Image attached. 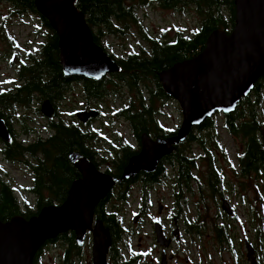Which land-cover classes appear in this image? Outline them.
Returning <instances> with one entry per match:
<instances>
[{
  "label": "trees",
  "instance_id": "1",
  "mask_svg": "<svg viewBox=\"0 0 264 264\" xmlns=\"http://www.w3.org/2000/svg\"><path fill=\"white\" fill-rule=\"evenodd\" d=\"M0 1L10 4L14 10V12H11V16L17 15V18L27 15L37 16L40 25L50 36L48 41L41 47L38 56L35 57L27 53L23 57V62L29 66L24 68L21 74L22 76H28L29 81L22 88L29 95L35 93L36 99L39 101L49 100L53 103L54 100H59L62 92L66 90L65 82L73 78L66 80L62 75L55 33L37 13L34 0ZM158 2L164 10H178L188 5L195 6L201 18L200 30L194 32L190 37L177 31L174 37L167 41H159L148 35H143L146 38L148 49H142L140 54H130L119 60H115L110 56L119 67L117 73L98 82L79 78L84 81L88 104L86 108L89 107L91 102L103 101L110 97L120 83L130 90H137L140 86L147 88L150 95L148 104L140 101L141 103L139 102L138 106L132 105V108H123L116 114L117 117L122 118L128 124L130 131L134 132L136 141H138L140 133H152L158 138L176 135L177 130L165 131L157 121L160 112L156 109L155 104L158 101H173L164 93L158 79L159 74L176 63L197 57L205 48L206 40L212 32L221 30L229 34L235 22L234 0H158ZM150 3V0H76L75 6L84 15L88 27L92 31L94 42L102 47L100 42L102 38L113 34L123 36L126 34V29L130 23L140 24L137 10L148 7ZM4 31L1 29L0 40L6 41L13 48L12 41L9 40L7 34H4ZM102 49L104 50L103 47ZM14 53L17 55L16 51ZM32 64L35 65L34 68H31L30 65ZM146 83H151L153 89ZM154 90L155 92H153ZM263 90L264 76L255 84L252 93L238 104L234 113L223 116V130L227 134L238 136L241 139L242 152L237 155V163L243 175L259 172V169L264 167V148L259 136L260 128L257 117L263 101L261 98ZM4 93L5 91L0 90V95L3 96ZM10 100L7 98V103H10ZM139 100L141 99L139 98ZM31 102V97H28V100H23L21 104L27 107ZM49 128L53 130V134L44 142L39 140L35 144L31 143L25 146L15 138V134H11L10 141L7 143L0 141V158L11 164L26 166L25 170L33 178L30 191L36 195L34 210L28 206L26 201L21 202L18 199L15 195L14 185L6 179L0 167V220L3 223L17 216L29 220L44 207L64 203L71 183L78 177L77 172L67 160L68 155L73 151H77L88 159L89 157L86 156L88 150L84 149V146L96 143V133L93 136L90 131H86L85 138H82L72 126H65L61 121L52 122ZM152 130L162 131L157 133L151 132ZM217 130L214 117L207 119L199 127L190 131L185 143L179 144V146L176 145L174 152L163 159L162 165L170 163L176 169L177 181L181 183L183 188H188L191 183L196 181L194 171L197 169V159L185 150L192 142H198L207 155L208 184L211 187H214L217 183L220 184L221 181L213 170L211 152L204 149V144L212 149H221L215 137ZM194 131L199 133V136L193 135ZM23 132L26 134V132L31 133L32 131L25 130ZM130 150V147L121 149L118 170L116 171L114 168V173H111V176L119 177V173L127 160L135 154ZM162 172L163 169L157 175H161ZM155 177L150 181H146L145 184L151 186L158 181ZM125 183L128 184V182ZM127 190L125 188L119 192L117 198H114L111 193L108 194L94 210V219L101 221L110 234L109 256L111 264H139L141 257H143L131 256L127 260L125 259V262L122 261L118 248L126 230L117 213L108 210L112 199L122 204L128 201L130 194L127 193ZM45 192L48 193L46 198L43 196ZM145 202L146 200L143 198L140 205L141 209L142 204ZM22 207H24V210H22ZM187 232L200 236V225L191 224ZM215 233L218 244L229 251L230 247L232 248V243L227 238V227L216 226ZM56 242L66 247L63 251L61 264H74L72 257L80 251L75 244L74 234L66 233L58 236L55 240L47 242L45 246L55 245ZM232 254H234V251H232ZM41 256L42 249L36 254L33 264H38Z\"/></svg>",
  "mask_w": 264,
  "mask_h": 264
},
{
  "label": "rangeland",
  "instance_id": "2",
  "mask_svg": "<svg viewBox=\"0 0 264 264\" xmlns=\"http://www.w3.org/2000/svg\"><path fill=\"white\" fill-rule=\"evenodd\" d=\"M150 1L148 7L137 10L140 24L130 23L123 36L113 34L100 40L107 55L119 60L130 54H140L142 49H148L146 38L143 35H148L159 41H167L172 39L177 31L190 37L194 32L200 30L201 18L195 6L188 5L178 10H164L160 7L158 0ZM11 11L12 7L7 3L0 2V20L7 22L4 33L13 43L12 48L6 41L0 40V85L2 77L10 74L6 68V60L1 59V53L3 55L4 52H7L8 54L12 49L22 57L27 53H32L36 57L42 43V39L33 38L30 35L33 29H39L41 34L43 32L39 20L35 21L37 16L27 15L21 19H12ZM146 85L153 89L151 83H146ZM142 88L140 86L137 90H130L120 83L110 97L89 104L99 108L102 117L96 119L86 131H90L93 136L96 133L98 141L95 144H98V148L104 152L115 150L112 146H108V144L115 143V139H121L133 145L128 124L116 114L123 108L132 105L138 106L139 98L146 103L148 91H143ZM0 89H2L1 86ZM261 98L263 101L257 114L260 130L264 129V90ZM82 101L84 100L77 84L74 90L66 94L65 99L57 105L58 114L55 120L69 121L71 113L74 114L84 107ZM155 107L162 112L157 118L160 127L165 131H176L182 121L177 103L175 101H158ZM20 110L18 112H21ZM27 114H31L30 111L24 112V115ZM40 116V114L33 115L38 118L36 124L34 122L27 123L25 118H22L28 126H34V130H32L33 134L28 136L16 133L15 136L19 142L23 141L21 143L27 145L37 136H48L50 132L47 130V122L41 120ZM214 119L218 128L215 137L221 149H212L206 144H204V149L211 152L213 170L217 173L221 181L220 184L217 183L214 187L208 184L207 155L198 142H192L185 150L197 159V169L194 171L196 181L191 183L188 188L182 187L181 190H177L174 184L165 180L152 191L148 190V197L144 198L146 202L142 204V209L140 205L143 198L138 188L132 190L128 201L124 204L112 199L108 210L117 213L126 230L118 248L123 262L131 256H143L139 264H159L161 250L155 244L153 234V220L157 219L164 227L166 238L175 242L166 251L168 255H178L175 262L170 264H248L245 259V245L242 243L244 239L256 249L257 263L264 264V167L259 169V172L243 175L237 163V155L242 152L241 139L238 136H231L223 130L222 115H216ZM15 131L18 132V129ZM193 135L199 136V133L194 131ZM0 167L6 175V179L14 185L18 199L21 202L26 201L28 206L35 210L36 199L32 194L26 192V189H29L32 184L30 173L26 170L22 172L20 164L11 166L6 164L2 158H0ZM109 167L111 168V165ZM104 170V167L100 169L102 172ZM222 200L228 202L231 210L230 216L221 210ZM159 205L162 207L161 215L157 211ZM135 217H137V222L133 223ZM169 218L181 219V222L177 221L178 240L172 236L171 231L174 230V225L172 219L168 222ZM194 223L200 225V236L187 232L191 224ZM169 225L173 228H169ZM216 226L227 227V238L232 243L230 252L218 244L215 233ZM63 249L61 245H53L44 249L38 264H61ZM80 249L79 253L72 257L74 264H92L89 233ZM231 250L236 253V257H233L232 261L229 259ZM107 261L111 264L110 256Z\"/></svg>",
  "mask_w": 264,
  "mask_h": 264
},
{
  "label": "water",
  "instance_id": "3",
  "mask_svg": "<svg viewBox=\"0 0 264 264\" xmlns=\"http://www.w3.org/2000/svg\"><path fill=\"white\" fill-rule=\"evenodd\" d=\"M76 0H34L37 13L49 24L57 37L59 64L65 77H77L98 82L119 71L116 62L93 39L84 15L76 8ZM235 22L232 31L212 32L203 51L194 59L176 63L159 74L164 93L173 99L182 121L176 135L152 140L140 137V152L131 157L120 179L104 174L85 157L71 154L69 163L78 171L68 196L61 205L42 208L24 219L21 216L3 223L0 220V264H33L36 254L49 241L73 233L75 244L82 248L86 235L91 236L92 264H108L111 238L104 224L94 219L96 206L121 181L139 172L153 174L159 162L171 155L176 145L184 143L191 130L216 114L230 115L248 97L255 84L264 76V0H234ZM40 114L45 119L54 115L53 106L44 101ZM99 112H78V122L94 120ZM264 148V129L260 130ZM0 140L7 142V126L0 118ZM221 210L231 215L226 200ZM158 214L162 207L158 206ZM137 222V217L133 223ZM172 236L179 238L177 220H173ZM155 244L162 250L159 264H167L166 250L172 240L166 238L162 225H153ZM245 259L257 264L253 246L245 239Z\"/></svg>",
  "mask_w": 264,
  "mask_h": 264
},
{
  "label": "flooded vegetation",
  "instance_id": "4",
  "mask_svg": "<svg viewBox=\"0 0 264 264\" xmlns=\"http://www.w3.org/2000/svg\"><path fill=\"white\" fill-rule=\"evenodd\" d=\"M0 2L1 3H6V2H3V1H0ZM7 4H8V6H10L9 3H7ZM11 12H14V10L12 9ZM11 18L12 19H16L17 18V15H13ZM22 18H24V17H22ZM18 19H21V18H18ZM37 20H39L38 17H35V21H37ZM22 22H24V21H22ZM24 23H26V22H24ZM6 24H7L6 20H0V33H1V29L4 30ZM39 25H40V22H39ZM42 29H43V27H42ZM4 34L6 35V33H4ZM30 35L33 38H40V39H42V43L40 45V51H41V47L50 38V36L48 35V33L46 32L45 29H43L42 34L39 31V29H33V30H31ZM8 45H10V44L8 43ZM28 54L34 55L32 53H28ZM1 59H5L6 60V68L10 71V74L9 75H4L2 77L3 78L2 79V83L0 85L1 88H2L0 90L5 91V93H4L5 95H3V96L0 95V98H1L0 99V102H1L0 103V118L2 120H4V122H5L6 126H7V129H8L9 140L7 142L10 141V138L12 136L11 134L21 133L22 134L21 136H26V135L28 136V135L33 134V131L32 130H34V126H28L27 123H33V122H34V124L37 123L36 120L38 118L37 117H33V115L38 116L40 114L41 104L44 101H48L53 106L54 115H53V117L51 119H45L42 116H40V117H41V120H45L47 122V127H48L47 130H49L50 133L48 134V136H45V137H43V136H37V137H35V139L32 142L28 143L27 145H29L31 143H34L35 144L39 140L42 141V142L46 141L53 134V130L51 128H49V125L52 122L54 123V122L61 121V120H59V121L58 120H55V117L58 114L57 105L59 104V102L61 100L63 101L65 99V95L66 94H68V93H70L71 91L74 90V87L77 84L80 87V94H81V96L83 97V100H84V101H82L84 107L82 109H79L76 112H74V114L71 113V116H70V120L69 121L68 120H65V122H63V121H61V122L65 126H72L75 131L79 132V134L82 136V138H85L86 129L88 127H91L94 124L95 120H92L91 119L88 122L82 124V123L78 122V120L76 118V114L78 112H88V111H91V110H97L99 112V116H98L97 119H100L102 117L101 110L99 108L94 107V106H90V105H89L88 108H86V105H88V104H87L86 96H85L84 81L80 80L82 78L79 79L77 77H65L63 75V73H62L63 77H65L66 80L69 79V78H73V79L72 80H68L67 82H65V86H66L65 89L66 90L64 92H62V94L60 95L59 100H54L53 103H51L49 100L39 101V100L36 99L35 93H32L31 95H29V94H27L26 90L23 89L25 83H27L29 81V77L28 76H22V74H21L22 73V70L24 68H27L29 66L28 64H26V63L23 62L24 61V58L22 56H20L18 53H17V55H15V53L12 51V49H10V52H8V54H7V52H4L3 55H2V53H1ZM30 66H32L31 68H34L35 65L32 64ZM21 88L23 89L22 91H21ZM142 89H143V91H146L147 90V88H144V87ZM153 92H155V90ZM28 97H31V101L32 102L30 103L29 106L25 107L24 105L21 104V102L23 100L24 101H27L28 100ZM7 98H9V100L11 98L10 103H7L8 102L7 101ZM142 98H143V96H142ZM147 98L148 99L146 100V103L148 104V102L150 100L149 92H148V97ZM34 104H35V107H33ZM20 109H25V110L21 111ZM19 110L21 112H18ZM25 111H30L31 114L24 115V112ZM161 114H162V112H160V115ZM22 118H25V120H26L27 123L23 122V119ZM12 124H13V126H12ZM15 128L18 129V132L15 131L16 130ZM25 130H31L32 132L31 133H27L26 132V134H25L23 132ZM129 131H130V129H129ZM161 131L162 130H152L151 132L161 133ZM129 134H131V136H132L133 145H130L129 143H127L125 141H122L121 139H115V143L108 144V146H112V148H115V150H109V151H105V152L102 149L98 148V146H99L98 144H95L94 143V144H91L89 146H86L85 145L84 146V149H87L88 150V155H86V156L89 157L88 158L89 161L97 168V170L100 171V169L102 167H104L105 168L104 172H102V171H100V172H102L104 174L110 175L111 173H114V168H115L116 171L118 170V167H119L118 166L119 165V157L121 156V149L122 150H123V148H127L128 149V147H130L131 148L130 151L135 152L134 155H131L130 156V158H131V157H133L135 155H138L139 152H140V137L142 135L146 134L152 140L159 139L158 137H155V135H153L152 133H140L139 139H138V141H136L135 138H134V136H135L134 132L133 131H130ZM171 137H173V136H171ZM167 138H169V137H167ZM95 140L97 142L98 141V138H96ZM7 142H5V143H7ZM21 142H23V141H21ZM27 145H25V146H27ZM84 149H83V151H84ZM71 154H78V155H81V156L84 157V155H82L81 153H79L77 151H73L72 153H70V155ZM70 155H68V157ZM68 157H67V160H68ZM85 158L87 159V157H85ZM129 159L127 160L126 164L121 169V171L119 173V177H117L118 179H120V177L122 175V171L125 168V166L128 164ZM163 159L159 162V164L157 166V169H156V171L153 174H145L144 172H139L136 175V177H134V178H132L130 180H127V181H121L118 185H116L111 190L110 193L112 194V196L114 198H117L118 197L117 196L118 193L121 192V191H123L125 188L128 189L127 190V193L129 192V194L132 192V190L134 188H138L139 189V192L142 195V198H147L148 197V190H151L152 191L153 189L156 188V186H158L159 184L163 183V181H165V180H168L169 183L174 184V187L177 190H181L182 189V185H181L180 182L177 181V173H176L177 171H176V169L170 163H166V164H163L162 165V163L164 162ZM2 161L5 162L6 164L10 165V166L13 165L11 163L6 162L5 160H2ZM113 164H115V165H113ZM109 165H111V168L109 167ZM23 166H24L23 164H20V169L22 170V172H25L24 170H25V167L26 166L25 167H23ZM161 169H163L162 174L161 175H157V173H159V171ZM75 171L78 174V177L76 179H79L80 178V175H79V173H78V171L76 169H75ZM3 175L6 176L5 173H3ZM144 176H146V177H144ZM154 177L158 181L154 182L151 186H147L145 184V182L152 180V178H154ZM114 178H115V176H114ZM30 179H31V183H33L32 176L30 177ZM125 182H128V184H126ZM30 189H31V187L29 189H26V192H28L29 194H32L35 197L36 195L33 194L30 191ZM15 195H16V191H15ZM43 196L45 198L48 197V193H46V192L43 193ZM129 197H130V195H129ZM159 206H161V205H159ZM232 211H233V209H232ZM159 215H161V214H159ZM175 216H177V215H175ZM170 219H172V223H173V220L174 219H176L177 221L181 222V219L180 218H174V219L173 218H169L168 219V222L170 221ZM153 222H154L153 225L156 224V223H160L161 224V221H158L157 219H154ZM173 227L171 225H169V228H173ZM163 231L165 232L164 229H163ZM175 240H178V239H175ZM244 240L242 241L243 244H244ZM174 243L175 242L172 240V244L170 245V247L172 245H174ZM56 245H61L62 246V244H59V242H56L55 243V246ZM51 246H53V245H46V246L44 245L42 247V252H43L44 249H46L48 247H51ZM62 247L64 248L63 249V251H64L66 247L65 246H62ZM169 248L167 250H169ZM254 251H255V254H256V249H254ZM161 252H162V250L160 251V254H161ZM169 256H172V260H169L167 262V264H170L171 262H175V260L178 257V255H171V254L168 255L167 254V257H169ZM108 257H109V251H108L107 260H108ZM233 257H236V253L235 252H234V254H232V252H231V255L229 256V259L232 261L233 260Z\"/></svg>",
  "mask_w": 264,
  "mask_h": 264
}]
</instances>
